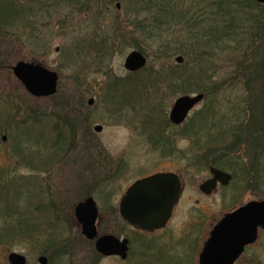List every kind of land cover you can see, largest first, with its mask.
I'll return each mask as SVG.
<instances>
[{
    "label": "rangeland",
    "instance_id": "obj_1",
    "mask_svg": "<svg viewBox=\"0 0 264 264\" xmlns=\"http://www.w3.org/2000/svg\"><path fill=\"white\" fill-rule=\"evenodd\" d=\"M212 1L1 0L0 264H8L11 253L28 264H39L40 256L49 264H196L207 232L193 226L215 222L237 205L233 196L242 182L254 186L243 187L242 202L264 199V144L254 155L244 136L264 117V83L257 75L250 84L246 71L264 50V5L228 6L242 23L231 40L224 32L229 20L216 15ZM179 16H186L187 26ZM190 19L213 24L224 37L200 40L201 29L191 28ZM157 20L162 27L155 31ZM133 51L147 58L138 74L124 68ZM18 62L56 72L58 93L31 96L13 74ZM115 78H128L120 95L108 89ZM197 94L205 100L183 126L174 127V102ZM67 100L73 109L66 113V128L75 133L71 146L57 140L52 117ZM207 109L213 116L209 127L196 132L192 125ZM210 166L235 179L206 197L199 186L210 178ZM160 172L182 178L181 200L164 231H136L120 218V200L135 181ZM88 196L99 209V234L130 240L125 261L100 257L82 237L74 209Z\"/></svg>",
    "mask_w": 264,
    "mask_h": 264
},
{
    "label": "water",
    "instance_id": "obj_2",
    "mask_svg": "<svg viewBox=\"0 0 264 264\" xmlns=\"http://www.w3.org/2000/svg\"><path fill=\"white\" fill-rule=\"evenodd\" d=\"M264 5V0H253ZM119 7V5H118ZM181 64L183 58H177ZM146 58L139 52H132L125 60L124 67L131 73L138 72L146 66ZM15 76L34 97H49L57 93L58 76L35 64L20 62L13 69ZM204 95L183 96L179 98L170 112V121L181 125L189 113L202 101ZM94 100L89 101L93 105ZM97 132L102 127H96ZM6 138H4L5 140ZM213 179L200 186L201 192L210 195L216 190L218 182L227 185L231 177L218 169L210 168ZM182 192L180 179L175 174H156L137 181L120 202V215L123 220L136 229L155 232L166 227L171 219L173 209ZM75 215L82 228V235L89 241L96 240V251L105 257L118 256L127 259L129 241L106 235L98 238L96 222L98 207L93 198L80 203ZM253 223L242 227V223ZM264 227V202H253L246 207L228 215L212 232L211 238L200 257L199 264H234L240 254L237 241L241 236H256V229ZM253 238V239H254ZM9 264H27V259L17 253L9 255ZM39 264H48L46 257L38 260Z\"/></svg>",
    "mask_w": 264,
    "mask_h": 264
},
{
    "label": "trees",
    "instance_id": "obj_3",
    "mask_svg": "<svg viewBox=\"0 0 264 264\" xmlns=\"http://www.w3.org/2000/svg\"><path fill=\"white\" fill-rule=\"evenodd\" d=\"M136 1H140L141 3H145V0H136ZM244 3H246L247 5H244ZM0 4H1V0H0ZM230 5H240V7L242 9L256 8L257 6L250 0H213L211 2V6L215 7L216 15H218L219 17L225 18L226 20H229L228 24H225V27H224L225 35L229 39L235 40L237 37V34L235 31H233V29H236V28L239 29L240 27H242V26H240L242 23L240 22V20L238 18L232 17L230 15V13L228 11V6H230ZM12 9H13V7H11V10ZM224 10L226 11V14H228L230 16V18L226 17L225 14H223ZM179 17H181L180 19L183 20V24H185L187 26L189 23V20L186 19V16H179ZM190 20H191V23L193 24V27H191V28L201 29L202 35H201L200 40L205 39L208 34H209L210 38H214L213 40L215 42H217L218 37H224L222 32L217 33V31H219V30H215V28H217V27L214 26L213 24H209L208 26H205V25H202L203 24L202 20H200V21H194L192 19H190ZM223 21L225 22L224 19H223ZM5 22H10V20L4 19L3 23H5ZM161 22L162 21H158V20L153 22V25L155 23H157V27H156L155 31H158V29L162 27ZM141 30L144 31L145 28L141 27ZM145 31L152 33L150 31V29L145 30ZM159 33H162V32H159ZM184 41H187V39L185 38ZM204 46L207 47V46H211V45H210V43H205ZM199 64L201 65L202 70L204 67H206V63L204 62V59H202L201 62L199 61ZM246 71H248L250 84H252V83L254 84V80H256L255 77H257V75H259L261 78L259 80H261L264 83V50L262 52V55L259 54V57L257 56L254 60H251L250 64H247ZM189 75L190 74L185 72L186 77H188ZM127 79L124 80L121 78H115L112 81V83L108 86V89L111 92L114 91L115 95L117 92L120 95V89L122 87L124 88V86H126L125 81ZM184 87L186 89L188 86L184 85ZM194 87H195V89H198L197 86H194ZM260 90L264 93V85H262L260 87ZM122 96H121V98H122ZM115 98H116V96L111 95L110 96L111 102H113V100ZM69 101L70 100H67L66 104H59L57 106V108H60L59 111L56 110L55 112H53L52 117L55 120V124H54L53 128H54L55 132L57 131V140L61 141L62 139H64V143H67L66 140H69L68 146H71L70 143H71L75 133L73 131H71V129L68 130L66 128V125L69 124V122H68L69 120L67 118L66 113H69L70 111L73 110L72 107H70V105H69L70 104ZM256 103L257 102H255L254 100L250 101V104H256ZM198 116H199L198 122L193 123L192 126L196 132H204L209 127V122H210L211 118L213 117L212 113H209V110L207 109L204 113L202 112ZM79 117H80V120L83 121V117L81 115ZM33 120L36 121L35 119H33ZM256 123H257V125H255V127H253L251 130H248L247 134L244 135L245 136V142L248 144L249 149L254 153V155L257 153L256 149L259 147H262L264 144V117H258V120ZM71 126H72V124H70V127ZM235 129H236V127L233 129V131ZM64 133H65V135H64ZM237 146H238V143H237ZM212 164L215 165L216 163H212ZM250 170H251V173L254 174L253 168H251ZM88 195H91V194H88Z\"/></svg>",
    "mask_w": 264,
    "mask_h": 264
},
{
    "label": "flooded vegetation",
    "instance_id": "obj_4",
    "mask_svg": "<svg viewBox=\"0 0 264 264\" xmlns=\"http://www.w3.org/2000/svg\"><path fill=\"white\" fill-rule=\"evenodd\" d=\"M111 105L114 106L115 104H111ZM229 186H230V184L227 187H220V188H228ZM243 187H246L247 189H249V188H253L254 186H251L250 183L246 184V183L242 182L241 185L236 188L235 194L233 196L234 203H236L237 205H234V207L231 209H228V211H224L222 213H219L221 216L217 221L213 220L215 222H210L208 219H206V222L204 220L201 221L203 226H200L201 223L199 225L197 224V226L196 225L193 226V228H194L193 230H198L200 228L202 230H203V228L207 230V231L205 230V232H207V236H206V238H204V242H203V245L200 249L199 256H200L203 248L205 247L206 243L209 241L212 230L225 218L226 215H228V214L232 213L233 211L247 205L248 203H250L252 201H264V199H253V200H247L245 202H242L241 200L243 197H241V194L244 191ZM218 190H219V188H218ZM262 190L264 191V189H262ZM224 199H225V197H221L222 202L224 201ZM171 220H170V222H171ZM170 222L168 223V225L170 224ZM208 222H210V223H208ZM248 225H253V223L252 222L251 223L244 222V223H242L241 226L244 228V227H247ZM202 233H203V231H202ZM237 246H239L238 249L240 251V254L237 257L234 264H264V260L262 257V254L264 253V227L262 225H260V227L257 228V234H256L255 240H253V236H248V237L247 236H241L237 241ZM199 256L196 260V264H198V262H199Z\"/></svg>",
    "mask_w": 264,
    "mask_h": 264
}]
</instances>
